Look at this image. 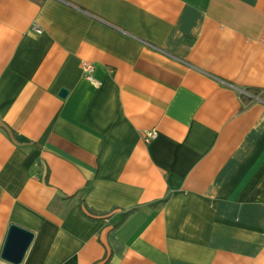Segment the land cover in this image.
Masks as SVG:
<instances>
[{
  "label": "crops",
  "instance_id": "0c3cea01",
  "mask_svg": "<svg viewBox=\"0 0 264 264\" xmlns=\"http://www.w3.org/2000/svg\"><path fill=\"white\" fill-rule=\"evenodd\" d=\"M0 264H264V0H0Z\"/></svg>",
  "mask_w": 264,
  "mask_h": 264
},
{
  "label": "water",
  "instance_id": "95a60500",
  "mask_svg": "<svg viewBox=\"0 0 264 264\" xmlns=\"http://www.w3.org/2000/svg\"><path fill=\"white\" fill-rule=\"evenodd\" d=\"M66 93V89L60 91L62 96ZM33 237L34 234L31 231L17 225H11L2 257L15 263L21 262Z\"/></svg>",
  "mask_w": 264,
  "mask_h": 264
},
{
  "label": "built area",
  "instance_id": "2783aa9c",
  "mask_svg": "<svg viewBox=\"0 0 264 264\" xmlns=\"http://www.w3.org/2000/svg\"><path fill=\"white\" fill-rule=\"evenodd\" d=\"M37 31H40L39 28H36ZM82 70H83V75L86 79H88L92 84H94L95 86H99L101 84V82L96 79L93 75L94 72V65L91 62L85 61L83 62L82 65ZM157 135V131L156 130H150L148 132H146V139L150 140L155 138Z\"/></svg>",
  "mask_w": 264,
  "mask_h": 264
}]
</instances>
